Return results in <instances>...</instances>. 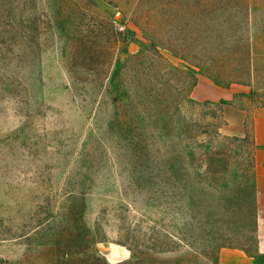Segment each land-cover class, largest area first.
<instances>
[{"label": "rangeland", "instance_id": "rangeland-1", "mask_svg": "<svg viewBox=\"0 0 264 264\" xmlns=\"http://www.w3.org/2000/svg\"><path fill=\"white\" fill-rule=\"evenodd\" d=\"M257 116L264 0H0V264L255 251V218L224 206Z\"/></svg>", "mask_w": 264, "mask_h": 264}, {"label": "crops", "instance_id": "crops-1", "mask_svg": "<svg viewBox=\"0 0 264 264\" xmlns=\"http://www.w3.org/2000/svg\"><path fill=\"white\" fill-rule=\"evenodd\" d=\"M224 117L227 121L225 128L227 135L234 137L245 135L246 112L228 105L224 107ZM253 130L257 147L255 153V203L258 250L264 254V116L255 117ZM220 264H258V262L240 250L224 249L220 255Z\"/></svg>", "mask_w": 264, "mask_h": 264}, {"label": "trees", "instance_id": "trees-1", "mask_svg": "<svg viewBox=\"0 0 264 264\" xmlns=\"http://www.w3.org/2000/svg\"><path fill=\"white\" fill-rule=\"evenodd\" d=\"M190 102H192L191 99H189ZM253 125H254V121L252 123L251 126V133H252V137L254 139V130H253ZM248 133V132H247ZM237 139V138H236ZM247 139V135L244 138V140ZM238 140V139H237ZM254 145H255V141H254ZM255 149H257L256 145H255ZM255 160H254V165L253 167L248 168V170H238L237 174L240 176L244 181L245 184H238V186L234 183L233 178H232V174L230 172L229 169H225L226 170V183L228 186H232V187H237V197H235V199L233 200H229L228 202H226V206H224V209H226L227 207H230L229 210L232 211L233 209H236L238 212H240V214L242 215H248V217L250 218H255V224H256V235H257V215H256V203H255ZM168 175L171 176H175V172L172 170H169V172H167ZM219 174V173H217ZM253 174V175H251ZM248 176L251 177V182L250 180L247 182V178ZM232 178V179H231ZM247 183H249L248 187L246 186ZM250 186V187H249ZM230 187H225V190H228ZM256 241H257V247L255 251H252L251 249H247L245 247H238V246H232V245H227L222 247L221 249H237L240 250L242 252H244L246 255H248L249 257L255 258L258 262V264H264V254H261L258 250V237L256 236ZM174 264H184L183 261L178 260V261H174ZM217 264H219V262H217Z\"/></svg>", "mask_w": 264, "mask_h": 264}]
</instances>
